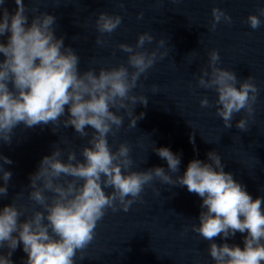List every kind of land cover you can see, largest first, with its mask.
<instances>
[{
    "label": "clouds",
    "instance_id": "1",
    "mask_svg": "<svg viewBox=\"0 0 264 264\" xmlns=\"http://www.w3.org/2000/svg\"><path fill=\"white\" fill-rule=\"evenodd\" d=\"M5 2L0 0V37L10 35L6 43L0 41V54H3L0 60V141L10 144L13 129L21 123L28 128L51 123L57 127L71 126L81 138L89 137V146L81 149L83 161L77 159L75 151H69L67 161H63L59 147H54L51 155L41 159L37 171L30 175L28 198L40 205L42 211L32 210L31 215L25 216L24 210L15 203L0 209V250H8L6 254L0 251V264H13L11 256L21 243L27 254L25 264H74L78 252L83 259L84 250L94 239L97 223L106 211L128 212L130 206L141 199L145 185H151L154 180L186 186L190 193L202 198L200 223L193 224L191 230L204 240L214 241L219 236L226 241L237 232L247 233L243 249L226 242L211 243L208 253L214 264H264V197L253 199L231 173L224 171L217 152L207 153L210 163L191 160L183 176L173 179L169 173L179 171L181 158L169 148L152 147L167 162V172L163 167L133 171L130 170L134 163L130 146L120 143L116 151L109 146L108 136L115 137L124 123V115L117 114L120 110L129 118V128H136L137 121L144 117L143 112L134 115V109L137 103L147 107L148 99L145 95L132 94V90L157 59L168 54L158 49L139 50L146 43L151 44L154 37L145 32L138 36L135 48L123 43L118 45L129 54L127 63L133 69L131 72L121 64L111 69L100 68L98 74L93 68L81 73L79 56L65 46L63 36L55 35L54 15L47 12L33 15L29 24V10L23 0H15L14 13L4 7ZM119 7H124L122 0ZM257 11L259 15L250 14L246 20L254 30L261 26L264 7ZM211 14V31L222 21L233 23L232 17L218 7H213ZM142 18L143 13H138L137 19ZM121 23L120 15L100 12L95 26L101 35H110ZM96 44L103 47L106 41L97 37ZM164 44L163 39L157 41L158 47ZM208 57V68L201 69L197 85L215 90L218 98L213 105L204 97L200 106H215L216 115L226 129L232 127L234 115L243 110L246 115L235 126L247 132L259 94L254 78L249 76L241 82L233 71L218 67L217 50L210 51ZM157 90L158 86L153 85V91ZM65 106H68V116L61 120ZM89 126L94 130L91 134L86 131ZM190 142L195 143L194 132ZM0 161L3 162L0 179L4 181L0 197H5L12 173L3 165L13 162L2 155ZM104 188L113 190L106 194ZM45 192L52 195L49 197ZM20 217L26 218L21 222Z\"/></svg>",
    "mask_w": 264,
    "mask_h": 264
},
{
    "label": "water",
    "instance_id": "2",
    "mask_svg": "<svg viewBox=\"0 0 264 264\" xmlns=\"http://www.w3.org/2000/svg\"><path fill=\"white\" fill-rule=\"evenodd\" d=\"M120 2L23 0L29 10V24L33 15L47 12L56 17L55 35L63 36L65 46L79 56L81 73L93 68L98 74L100 68L111 69L121 64L133 71L127 63L129 54L118 45L123 43L135 48L138 36L145 32L154 40L139 50L167 51L132 90V94L145 95L148 99L147 107L137 103L134 109V115L143 112L144 117L137 121L136 128H129V118L120 110L117 114L124 115V123L115 137L108 136L112 151H116L120 143L130 146L134 161L130 170L163 167L168 171L167 162L152 150L153 145L167 147L180 155L179 171L169 173L173 179L183 176L193 159L210 163L207 153L215 151L221 157L224 171L231 173L253 199L264 197V16L260 17L261 26L255 30L246 22L250 14L259 15L257 10L264 7V0H122L123 9L119 7ZM4 7L14 13L17 6L15 0H6ZM213 7L231 16L233 23L222 21L211 31ZM100 12L122 17L121 25L110 35H101L96 30L95 21ZM141 12L143 18L137 19ZM7 35L0 37V41L6 43ZM97 37L106 41L103 47L96 44ZM161 39L165 44L158 47L157 41ZM212 50L219 52L218 67L233 71L241 82L252 76L259 89L254 119L248 121L247 132L235 126L246 115L243 110L234 115L232 127L226 129L216 115L215 106H200L204 97L213 105L218 98L215 90L197 85L201 69L208 68V53ZM2 59L3 54H0ZM153 85L158 86L155 92ZM67 109L65 106L61 120L67 118ZM86 131L91 134L94 130L89 126ZM193 132L194 144L190 142ZM88 139L62 124L59 127L40 124L32 128L19 124L13 129L10 144L0 141V155L13 162L3 165L12 176L7 196L0 197V209L15 203L24 210L25 216L31 215L32 210L42 211L40 205L28 198L30 175L37 171L44 156L51 155L54 147L60 148V158L65 162L69 151H75L77 159L83 161L80 152L89 146ZM3 184L0 179V186ZM112 190L104 188L106 194ZM45 195L50 197L52 193L45 192ZM201 203L202 198L190 193L186 186L154 180L151 185H145L141 199L134 202L128 212L106 211L97 223L94 239L84 250L83 259L78 252L74 264H214L208 253L211 243L226 242L243 249L246 232H237L226 241L219 236L208 241L191 230L193 224L200 223ZM25 218L20 217L21 222ZM0 251L6 254L8 250ZM11 260L13 264H25L27 254L22 243Z\"/></svg>",
    "mask_w": 264,
    "mask_h": 264
}]
</instances>
